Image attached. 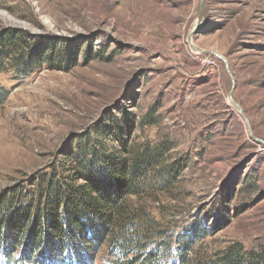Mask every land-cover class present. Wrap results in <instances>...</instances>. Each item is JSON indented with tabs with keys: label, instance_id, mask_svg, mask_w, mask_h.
I'll use <instances>...</instances> for the list:
<instances>
[{
	"label": "rangeland",
	"instance_id": "rangeland-1",
	"mask_svg": "<svg viewBox=\"0 0 264 264\" xmlns=\"http://www.w3.org/2000/svg\"><path fill=\"white\" fill-rule=\"evenodd\" d=\"M5 32L60 66L23 79L0 72L9 91L0 106V200L50 167L75 166L78 141L109 131L108 146L128 137L170 147L164 166L180 168L173 187L127 198L144 202L166 236L199 219L213 234L195 242L197 254L233 243L264 248V0H0ZM11 212L0 223L25 236L19 255L30 253L0 255V264L111 261L102 241L99 251L61 245L55 256L48 234L38 252L37 234ZM166 240L153 244L171 262Z\"/></svg>",
	"mask_w": 264,
	"mask_h": 264
},
{
	"label": "trees",
	"instance_id": "trees-1",
	"mask_svg": "<svg viewBox=\"0 0 264 264\" xmlns=\"http://www.w3.org/2000/svg\"><path fill=\"white\" fill-rule=\"evenodd\" d=\"M17 36L12 32L0 35V72L12 71L16 78L23 79L41 66H60L59 62L54 64L53 54L33 50L26 37ZM8 93L0 85V106ZM99 131L97 142L83 137L76 150L69 153V160L73 158L75 166L59 163L50 167L37 176L31 188L23 185L12 190L9 198L0 200V219H5L13 209L12 217L21 222L20 226L28 221L25 228L37 234L38 252L43 248V237L48 234L56 242V246H52L55 256L61 245L60 252L77 241L84 243L85 250L99 245V251L103 243H107L106 253L111 260L107 264H264L263 247L259 252L245 251L241 244L233 243L213 254L193 252L195 242L213 234L199 219L179 232L167 228L166 236L165 228L150 218L144 202L131 206L127 198L142 200L147 189H152L148 191L153 195L162 187H173L180 168L176 163L164 166L170 147L167 143L155 147L130 144L128 137L119 138V148L108 146L102 138H108L110 132ZM91 143L96 144L95 150ZM42 218L44 221H39ZM67 225L73 230L67 231ZM5 228L0 223V255L11 259V255L17 253L19 261L27 260L30 249L22 257L19 255L25 236L17 240V229L8 235ZM161 237L167 239L161 244L165 245L171 262L162 261L164 250L153 244ZM101 241L102 244L97 243Z\"/></svg>",
	"mask_w": 264,
	"mask_h": 264
},
{
	"label": "bare ground",
	"instance_id": "bare-ground-1",
	"mask_svg": "<svg viewBox=\"0 0 264 264\" xmlns=\"http://www.w3.org/2000/svg\"><path fill=\"white\" fill-rule=\"evenodd\" d=\"M2 19V18H1ZM17 24V23H16Z\"/></svg>",
	"mask_w": 264,
	"mask_h": 264
}]
</instances>
